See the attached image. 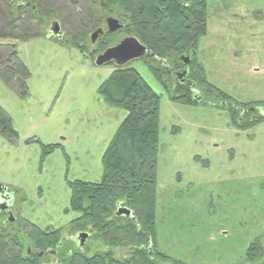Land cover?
<instances>
[{
  "label": "rangeland",
  "instance_id": "1",
  "mask_svg": "<svg viewBox=\"0 0 264 264\" xmlns=\"http://www.w3.org/2000/svg\"><path fill=\"white\" fill-rule=\"evenodd\" d=\"M206 4L199 62L211 90L200 88L201 101L193 92L194 104L172 100L146 65L132 64L160 97L156 246L182 264H264V257L252 261L248 253L251 244L264 245V120L241 126L237 111L232 115L220 97L264 103V0ZM81 6L45 0L42 31L25 30L18 20L23 28L16 32V8L0 0V51L15 43L29 71L25 95L0 78V109L9 120L0 128V183L12 191L22 218L35 224L25 236L34 226L74 232L80 212L71 205V184L100 181L105 151L128 114L100 90L115 67L94 64L50 29L56 21L65 33L73 27L91 34V26L81 25L83 15L74 13ZM24 241L25 257L34 244L27 236ZM85 242L87 256L102 249L90 235Z\"/></svg>",
  "mask_w": 264,
  "mask_h": 264
},
{
  "label": "trees",
  "instance_id": "2",
  "mask_svg": "<svg viewBox=\"0 0 264 264\" xmlns=\"http://www.w3.org/2000/svg\"><path fill=\"white\" fill-rule=\"evenodd\" d=\"M80 5L83 9V3ZM123 5L133 18L131 27L137 29L145 39L156 41L161 49L182 45L192 27H200L204 32L207 28L206 0H203L202 8L196 7V11L190 13L192 16H201V24L192 22V25H189L190 18L184 15L182 7L173 1L123 0ZM90 11H92L91 17L95 18L96 10L92 2ZM17 14L13 29L16 32L22 26L16 24L21 15L19 12ZM43 16L42 13L41 27L44 23ZM28 19L27 17L25 20L30 22ZM10 21L9 24H14V20ZM82 22L81 25L88 28L89 22L92 23L85 17L82 18ZM11 34L14 38H19L15 33ZM30 38H22L20 41H27ZM3 46V50L0 51V78L13 89L21 87L23 90L21 93L25 95L28 93L25 84L29 76L28 68L18 58L15 43H10L9 47L5 44ZM205 86L207 90H211L208 84ZM100 90L110 104L125 107L128 114L105 151L104 174L100 181L73 182L70 198L72 208L80 212V215L72 221L75 229L73 230L87 229L90 237L108 246L109 249L104 251L100 249L89 256L75 253L71 259L63 258V262L64 264H182V261L173 258L172 260L171 257L159 252L156 246V158L159 142L160 97L133 67L115 69ZM189 96L188 94L185 99H177V101L194 104ZM220 97L224 101L231 100V97L223 92H220ZM256 104L258 103L231 102L229 105L234 110L233 105L250 108ZM260 120L263 121L264 116H259L255 122ZM8 126L9 120L5 112L0 109V128L5 129ZM52 148L51 145L48 146L49 151ZM119 206L131 209L132 215L118 216L116 211ZM30 235L35 240L33 244L39 250L51 241L55 244L61 236L57 230L52 235L36 226ZM148 235L152 237L154 256H149L141 248ZM16 246L12 244L8 253L9 245L5 243L0 245V264H40L37 255L32 258L23 257L22 250H17L18 254L12 255ZM128 246L133 248V252L120 259L114 256L115 248ZM248 253L252 261H258L264 257V248L257 241L251 244Z\"/></svg>",
  "mask_w": 264,
  "mask_h": 264
},
{
  "label": "flooded vegetation",
  "instance_id": "3",
  "mask_svg": "<svg viewBox=\"0 0 264 264\" xmlns=\"http://www.w3.org/2000/svg\"><path fill=\"white\" fill-rule=\"evenodd\" d=\"M4 1L9 6H15L17 13L19 12L21 14L19 18L20 22L27 17L29 18L28 20L30 22L25 20V25L27 26L28 24V27H24L25 30L31 28V30L35 29L38 33L42 31L40 20L42 18V7L45 0ZM68 1H71V3H74L76 6L83 3V9L81 7H76L74 13L75 15H83L88 21H92V23L89 22V27L91 26V34H86L87 28H85L84 31L73 27H68V30L66 31L67 33H65V31L59 27L58 22L55 21L52 22L50 29L58 31L56 39L63 40L64 43L73 44L79 51L84 52L87 57L91 58L94 64H96V61L101 56L103 57L106 55L108 50L119 46L128 39L136 40L145 48V52L142 56L134 58L125 64H118L117 59L114 58L109 60L105 59V61L102 62V65L110 64L117 69L132 67L133 62H141L146 65L154 76L162 83L165 91L171 99L183 100L188 94L191 98V93L193 92L194 96L196 98L198 97V101L202 100V96H200L198 92L202 87L204 90H207V88L202 86L205 80L202 75L199 54L202 36L206 34L207 30L204 32L200 27H192L188 35L184 38L182 45L175 48L164 47L161 49L156 41L151 42L149 39H145L137 29L131 27L133 18L124 7L123 0H66V2ZM162 1H173L182 7L184 15H186L187 18H190L189 25H192V22H200L201 24V16H192L190 13L195 12L196 7L202 8L203 0ZM91 2L95 5V18L91 17ZM72 16L73 13H69L66 19L69 20ZM114 27L117 28L113 30ZM21 28L23 27H19L20 30ZM38 33L35 34L38 35ZM231 102H234L232 98L230 101H223V104L228 103V105H226L229 107L232 115L234 111H237L239 122L243 127L245 122L252 123L255 122L259 116H264V103L259 106H257V104L253 105L250 108H242L233 105V110L231 109V105H229ZM27 225H30L31 227L35 224L22 218V215L15 208L12 191L7 186L0 183V245L4 243L7 246L9 245V247H7L8 253L10 252L12 244L17 245L13 250L23 251L26 236L31 242L35 241L32 236H25ZM55 231L56 230L54 229L50 232L45 230L47 234L52 235L55 234ZM74 232L77 233L74 234ZM74 232L72 234L66 231L61 232L59 241L55 244L51 241L50 244L45 245V247L42 250L40 249L35 255L33 251L38 247H36V245L28 246L25 252V257L32 258L37 255L36 257L39 259L40 264H64L63 258L69 257L71 259L75 253L87 255L85 249L86 242L81 243L79 238L80 233L86 231L77 230ZM261 245L264 248V245ZM141 248L147 250L149 255L153 256V241L150 235L147 236V239L141 245ZM102 250H108V246L102 244ZM120 252L121 248H115L114 256L116 257V253ZM131 252H133V248L130 247L128 254ZM259 264H261L260 261Z\"/></svg>",
  "mask_w": 264,
  "mask_h": 264
},
{
  "label": "water",
  "instance_id": "4",
  "mask_svg": "<svg viewBox=\"0 0 264 264\" xmlns=\"http://www.w3.org/2000/svg\"><path fill=\"white\" fill-rule=\"evenodd\" d=\"M118 27V26H117ZM117 27H114L113 30ZM55 35H58V31L53 29L52 30ZM145 52V48L141 46L136 40L128 39L124 41L119 46L110 49L107 51L106 55L103 57L101 56L97 61V65H102V62L105 61V59H117L118 64H125L126 62L138 58L142 56ZM116 214L118 216H131L132 211L128 209L127 207L119 206L117 209ZM89 237V233L83 232L80 233L79 238L81 243H84L86 239Z\"/></svg>",
  "mask_w": 264,
  "mask_h": 264
}]
</instances>
